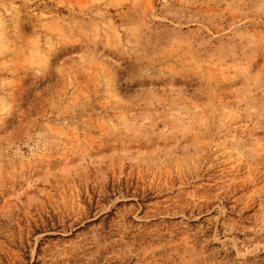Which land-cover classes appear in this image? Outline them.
Returning <instances> with one entry per match:
<instances>
[{"label": "rangeland", "instance_id": "374dc122", "mask_svg": "<svg viewBox=\"0 0 264 264\" xmlns=\"http://www.w3.org/2000/svg\"><path fill=\"white\" fill-rule=\"evenodd\" d=\"M0 264H101L98 0H0Z\"/></svg>", "mask_w": 264, "mask_h": 264}]
</instances>
